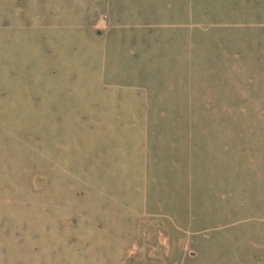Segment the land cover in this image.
Masks as SVG:
<instances>
[{
  "label": "rangeland",
  "instance_id": "1",
  "mask_svg": "<svg viewBox=\"0 0 264 264\" xmlns=\"http://www.w3.org/2000/svg\"><path fill=\"white\" fill-rule=\"evenodd\" d=\"M0 264H264V0H0Z\"/></svg>",
  "mask_w": 264,
  "mask_h": 264
}]
</instances>
